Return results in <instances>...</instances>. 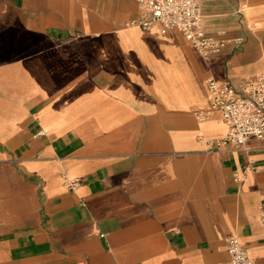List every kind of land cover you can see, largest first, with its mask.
Instances as JSON below:
<instances>
[{"label":"crops","instance_id":"0c3cea01","mask_svg":"<svg viewBox=\"0 0 264 264\" xmlns=\"http://www.w3.org/2000/svg\"><path fill=\"white\" fill-rule=\"evenodd\" d=\"M201 6L209 58L137 0H0V264H264V139L198 115L264 73V0Z\"/></svg>","mask_w":264,"mask_h":264},{"label":"built area","instance_id":"2783aa9c","mask_svg":"<svg viewBox=\"0 0 264 264\" xmlns=\"http://www.w3.org/2000/svg\"><path fill=\"white\" fill-rule=\"evenodd\" d=\"M137 1L140 13L129 24L144 30L159 26L162 33L178 30L205 58L221 53L229 42L227 38L214 36L206 30L201 0ZM242 41L241 37L236 39V42ZM207 82L210 107L198 115L206 117L218 110L228 125L227 133L212 143L216 146L230 144L241 149L249 136L264 139V73L246 77L238 84H220L214 77H209ZM234 177L238 181L243 176L236 172ZM79 184L77 178L68 181L72 189ZM226 241L229 260L225 264H253V258L238 236H228Z\"/></svg>","mask_w":264,"mask_h":264}]
</instances>
